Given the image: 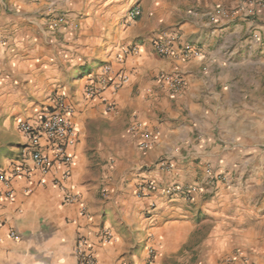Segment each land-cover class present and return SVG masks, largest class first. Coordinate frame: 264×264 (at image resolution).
<instances>
[{"label":"crops","instance_id":"obj_1","mask_svg":"<svg viewBox=\"0 0 264 264\" xmlns=\"http://www.w3.org/2000/svg\"><path fill=\"white\" fill-rule=\"evenodd\" d=\"M194 1L0 0V171L27 170L11 177L10 196L0 181V264H79V239L94 264H264L257 228L264 214L251 204L253 190L263 189L255 184L264 178V157L242 152L264 137V107L252 96L264 55L258 60L257 42H241L247 23L210 24L223 0H197L204 6L191 15ZM135 3L142 15L128 22ZM162 12L202 55L160 56L145 43L119 61L124 46L158 27ZM59 13L68 23L54 28ZM105 64L111 80L101 85ZM121 71L128 80L116 85ZM173 71L186 80L181 92L156 81ZM90 83L97 95L87 93ZM58 94L75 128L66 147L71 162L42 172L18 124H36ZM136 124L150 134L145 150L131 130ZM39 145L53 156L45 138ZM163 158L170 169L159 166ZM207 166L234 170L232 184L197 188L191 204L135 194L147 180L200 186ZM64 169L63 188L54 180ZM67 192L77 199L66 202Z\"/></svg>","mask_w":264,"mask_h":264},{"label":"built area","instance_id":"obj_2","mask_svg":"<svg viewBox=\"0 0 264 264\" xmlns=\"http://www.w3.org/2000/svg\"><path fill=\"white\" fill-rule=\"evenodd\" d=\"M141 16V8L139 6L132 7L127 15L128 22L137 19ZM68 23V18L65 14L59 13L51 20L50 25L57 27ZM153 51L160 56L179 55L181 58H185L191 54H198V52L183 38L182 32L178 27L167 29L157 33L152 39ZM137 48L134 46H124L122 49V55L118 57L119 61H122L123 55L132 53ZM111 72V65L105 64L102 66L99 83L101 85L106 84L109 80ZM118 83H125L128 80V75L125 72H119ZM156 81L160 86H165L172 93L181 92L186 87V80L184 76L178 72L173 71L170 73H159L156 76ZM98 84L90 83L86 91L89 95H97L100 92ZM114 106L109 105L107 110H113ZM69 108L66 105L64 98L61 95H56L54 101L46 106L40 113L39 120L36 124L29 123L27 121H21L18 124L19 130L23 133L26 139L30 142L32 149L30 151V157L34 162L36 168L42 172L50 170L54 163H59L64 166H68L71 162V157L66 151V147L74 141L75 128L69 119ZM131 130H135L140 133L141 139L139 141V147L143 150L147 149L150 144V134L141 130L139 125L131 126ZM40 138H45L46 145L52 151L53 156L49 157L39 145ZM159 166L163 169H170L172 163L163 158L158 162ZM26 168L22 165L14 166L9 174L0 171V181L4 184L6 191L5 195L10 196L11 191L9 184L11 177L15 174L25 171ZM27 171V170H26ZM206 177L205 183H209V180H216L221 178L220 173H214L209 166L205 168ZM68 176V170L64 169L61 172L60 178H56L54 183L63 187V180ZM64 188V187H63ZM202 188L200 186H193L188 184H182L179 182H170L164 185L159 184L153 180L141 181L136 185L135 194L138 197H148L156 195L163 197L165 201H173L176 198L183 199L185 202L191 204L193 201V192ZM66 202H73L77 199L75 194L67 192L64 197ZM156 201L152 199L149 201L147 208L149 212L156 208ZM105 239L108 241L111 237V233L108 229H104ZM15 236V232L11 233ZM76 256L79 260V264H94L95 257L93 253L85 248V243L82 239L76 246Z\"/></svg>","mask_w":264,"mask_h":264},{"label":"rangeland","instance_id":"obj_3","mask_svg":"<svg viewBox=\"0 0 264 264\" xmlns=\"http://www.w3.org/2000/svg\"><path fill=\"white\" fill-rule=\"evenodd\" d=\"M223 1L224 2L222 3L214 4L213 8L211 9V13L208 15L210 24L215 26L220 23L221 19H223V21L226 22L225 27H228V24H236V23L242 24L244 27H246L245 23H247L248 29L243 30L240 40L243 43H249L250 41H254L258 43L259 47L257 49V55H258L257 58L259 60V57H262L264 55V0H223ZM192 5L193 6L189 8V12H191L190 13L191 15H193V13L195 12L198 13L199 11L197 9H199L200 6H204L202 2L199 3V1L197 0L192 2ZM134 6H138V3L132 5L131 8ZM141 15H142V9H141ZM151 15L153 16V14H150V16L146 18L147 25L148 24L150 25L149 22L153 20V18H151ZM160 15L161 16L164 15V16L156 21L158 27L149 31V33L145 36L136 37L130 42V45L128 46L131 47L134 46L138 48L139 45L143 46L145 43L146 44L148 43L150 45L152 52H154L152 49L153 48L152 39L157 33L167 29H172L173 27H178L180 29L179 27L180 23L178 21H174V19L169 15V12H164V13L162 12L161 14H159V16ZM165 23L168 24L165 25ZM182 35L185 41L188 42L192 47H194V49L198 52V54H191L181 59L186 60L191 56L202 55L200 46L197 45L195 42L187 39L183 34V32ZM173 56H177L178 58H180L179 55H173ZM257 70L259 73L258 76H256L257 89L254 95L252 96L257 101L259 108H263L264 107V66L259 65ZM246 83L247 84H245L246 85L245 87L248 89L249 83L248 82ZM235 150L240 151L239 149H235ZM242 152L245 155L256 154L258 159L264 157V137L260 141H258L256 145L247 147L246 149L242 150ZM255 165H256L255 168H258L257 164ZM210 169L214 173H220L222 177L212 181L209 180V183L207 184L205 183L204 180L200 185L202 189L213 187L217 183L225 184L227 186L232 184L235 174L234 170H230L225 167L220 169H214L210 167ZM260 184L263 185V189L258 191L253 190L251 196L252 197L251 204H253L254 207L260 208L259 211H257L259 214H264V178L260 179L259 183H256L255 185H257L258 187ZM257 228L262 229L264 231V223H258Z\"/></svg>","mask_w":264,"mask_h":264}]
</instances>
